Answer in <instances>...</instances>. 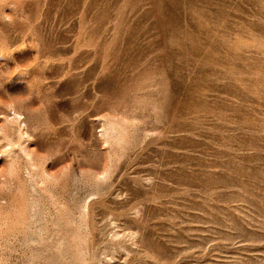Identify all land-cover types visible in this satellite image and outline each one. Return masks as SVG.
<instances>
[{"label":"rangeland","instance_id":"rangeland-1","mask_svg":"<svg viewBox=\"0 0 264 264\" xmlns=\"http://www.w3.org/2000/svg\"><path fill=\"white\" fill-rule=\"evenodd\" d=\"M0 264H264V0H0Z\"/></svg>","mask_w":264,"mask_h":264}]
</instances>
